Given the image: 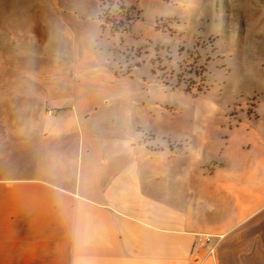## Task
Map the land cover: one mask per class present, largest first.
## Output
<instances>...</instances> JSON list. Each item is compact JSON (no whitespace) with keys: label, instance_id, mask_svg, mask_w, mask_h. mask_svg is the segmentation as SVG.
Segmentation results:
<instances>
[{"label":"crops","instance_id":"obj_1","mask_svg":"<svg viewBox=\"0 0 264 264\" xmlns=\"http://www.w3.org/2000/svg\"><path fill=\"white\" fill-rule=\"evenodd\" d=\"M100 16V0H0V264H264V195L239 191L213 254L194 246L209 220L169 198L159 106L99 57Z\"/></svg>","mask_w":264,"mask_h":264},{"label":"rangeland","instance_id":"obj_2","mask_svg":"<svg viewBox=\"0 0 264 264\" xmlns=\"http://www.w3.org/2000/svg\"><path fill=\"white\" fill-rule=\"evenodd\" d=\"M100 2L99 57L159 106L145 142L175 160L167 196L218 235L239 191L264 195V0Z\"/></svg>","mask_w":264,"mask_h":264},{"label":"built area","instance_id":"obj_3","mask_svg":"<svg viewBox=\"0 0 264 264\" xmlns=\"http://www.w3.org/2000/svg\"><path fill=\"white\" fill-rule=\"evenodd\" d=\"M217 243V239L210 235H200L196 238L194 246L197 247H209V255H212Z\"/></svg>","mask_w":264,"mask_h":264}]
</instances>
